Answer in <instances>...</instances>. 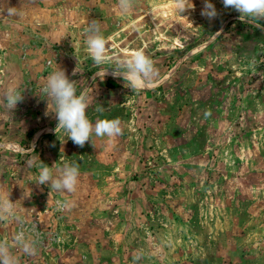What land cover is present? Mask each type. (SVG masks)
Segmentation results:
<instances>
[{"label": "rangeland", "instance_id": "obj_1", "mask_svg": "<svg viewBox=\"0 0 264 264\" xmlns=\"http://www.w3.org/2000/svg\"><path fill=\"white\" fill-rule=\"evenodd\" d=\"M203 2L180 15L138 0L121 15L118 0H0V196L23 221H0V241L19 264H264V21L243 23L222 0H209V21ZM93 19L111 57L102 67L85 44ZM135 50L158 69L140 90L109 68ZM57 65L87 89L93 124L119 119L122 135L81 148L55 133L40 89ZM12 86L24 97L13 112ZM41 162L57 176L77 163V191L38 185ZM20 230L35 255L15 244Z\"/></svg>", "mask_w": 264, "mask_h": 264}, {"label": "clouds", "instance_id": "obj_2", "mask_svg": "<svg viewBox=\"0 0 264 264\" xmlns=\"http://www.w3.org/2000/svg\"><path fill=\"white\" fill-rule=\"evenodd\" d=\"M137 3L138 0H118L117 7L121 15H128L134 11ZM168 3L180 15L189 10H195L192 0H168ZM222 4L225 9L230 8L239 13L238 19L241 22L261 28V21H264V0H222ZM200 14L209 21L216 19L219 15L209 0H204ZM84 35L86 36V48L92 61L98 67L109 64L111 62L109 48L107 40L101 32L99 21L93 19L88 22L84 29ZM109 68L112 69L113 77L122 78L133 90L147 88L158 76V69L155 67L154 61L143 50H135L130 55L117 59L115 67ZM109 68L96 73V76L102 75L104 78L108 75ZM40 92L50 98L55 106L54 115L57 120L55 133L63 130L74 145L83 148L88 142L92 144L94 136L96 138L107 137L111 140L123 134L119 119H101L93 124L86 114L89 107L87 89L77 94L74 81H71L58 65L48 76L46 84L40 89ZM22 93L14 86L7 89L5 107L9 111L13 112L17 104L23 101ZM58 171L59 175H54L52 167L41 162L37 184L47 185L50 190L60 193H75L79 183V165L75 162L65 163ZM9 195L10 193H6L0 196V221L16 220L23 223L14 208L15 203L9 199ZM59 206L71 208L74 204L65 202ZM35 229L36 225H33V231ZM13 239L25 254H36L35 239L26 237L24 230L16 232ZM136 259L139 260V257ZM0 264H19L6 241H0Z\"/></svg>", "mask_w": 264, "mask_h": 264}, {"label": "crops", "instance_id": "obj_3", "mask_svg": "<svg viewBox=\"0 0 264 264\" xmlns=\"http://www.w3.org/2000/svg\"><path fill=\"white\" fill-rule=\"evenodd\" d=\"M121 80H123V79H121ZM108 82L111 83V84H115V85H117L118 88H119V85H120V83H121V82H119V81H117V80H113V79L108 80ZM123 83H126V84H127V82H124V81H123ZM116 89H117V88H116Z\"/></svg>", "mask_w": 264, "mask_h": 264}, {"label": "trees", "instance_id": "obj_4", "mask_svg": "<svg viewBox=\"0 0 264 264\" xmlns=\"http://www.w3.org/2000/svg\"><path fill=\"white\" fill-rule=\"evenodd\" d=\"M106 86H107V89H116V88H118L117 85L111 84L108 81L106 82Z\"/></svg>", "mask_w": 264, "mask_h": 264}]
</instances>
